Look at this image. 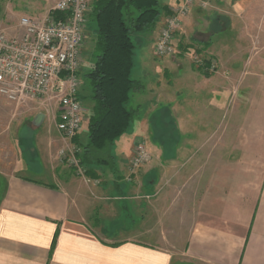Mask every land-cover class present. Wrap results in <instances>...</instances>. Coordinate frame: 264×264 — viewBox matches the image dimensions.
Instances as JSON below:
<instances>
[{
  "label": "crops",
  "instance_id": "0c3cea01",
  "mask_svg": "<svg viewBox=\"0 0 264 264\" xmlns=\"http://www.w3.org/2000/svg\"><path fill=\"white\" fill-rule=\"evenodd\" d=\"M183 1L159 0L157 26L138 34L132 78L142 90L129 105L142 113L111 148L112 164L94 163L86 179L77 176L47 137L38 145L34 128L44 121L12 106L22 119L4 121L17 151L13 171L0 173V264H264V87L257 84L264 0H209V17L196 5L183 20L178 36L218 60L213 75L185 56L154 58ZM26 130L32 135L23 137ZM145 142L153 160L132 172L135 148ZM182 187L187 195H179ZM179 207L193 209L183 247L165 227L184 223L165 214Z\"/></svg>",
  "mask_w": 264,
  "mask_h": 264
},
{
  "label": "built area",
  "instance_id": "2783aa9c",
  "mask_svg": "<svg viewBox=\"0 0 264 264\" xmlns=\"http://www.w3.org/2000/svg\"><path fill=\"white\" fill-rule=\"evenodd\" d=\"M96 0H59L54 8L38 17H22L14 31L0 30V98L17 109L36 105L56 108V129L66 146L59 152L77 176L86 171L73 140L87 123V111L80 99L82 46L85 30ZM195 5L206 0H184L167 19L155 44L157 57L175 55V35ZM55 13L64 15L56 19ZM196 62L198 59H195ZM216 70L212 64L209 72ZM152 161L143 143L136 146L130 164L137 172Z\"/></svg>",
  "mask_w": 264,
  "mask_h": 264
},
{
  "label": "trees",
  "instance_id": "16d2710c",
  "mask_svg": "<svg viewBox=\"0 0 264 264\" xmlns=\"http://www.w3.org/2000/svg\"><path fill=\"white\" fill-rule=\"evenodd\" d=\"M163 12L159 0L94 2L90 17L97 28L93 64L85 74L91 109L86 124L88 141L82 144L80 134L73 140L83 153L78 157L84 168L94 163L112 164L111 148L137 114L129 108L131 94L142 90L132 78L136 50L132 36L151 33ZM55 18L63 19L64 15L55 13Z\"/></svg>",
  "mask_w": 264,
  "mask_h": 264
},
{
  "label": "rangeland",
  "instance_id": "374dc122",
  "mask_svg": "<svg viewBox=\"0 0 264 264\" xmlns=\"http://www.w3.org/2000/svg\"><path fill=\"white\" fill-rule=\"evenodd\" d=\"M59 0H0V30H8L9 32L14 31V28L16 27L18 21L25 16L28 17H38L41 15H44L46 12L50 11L52 8H54L56 6V4L58 3ZM209 2V0H206ZM210 3V2H209ZM196 7V5H195ZM197 9L200 12V14L204 17H209L207 16L209 14L208 10L210 9L211 6H208L206 8H202L199 5H197ZM207 13V14H205ZM182 28V27H181ZM181 28L180 30L176 33L175 35V45H176V53L175 55L169 56V57H157L156 54L154 55V58L157 61H171L179 56H185L191 59V62L193 63V65L195 67L198 68H203L205 71V73L208 74H215L217 72H219V62L218 60L211 56H208L207 54H204V50H201V48L199 47H194V49H188L189 48V42L186 40H183V38L179 37L178 34H180L181 32ZM96 23L90 18L89 22L86 26V30H85V41L84 44L82 46V60H83V67H82V71H81V83H82V87H81V92H80V96H81V101L83 103V107L84 109L87 111V119L88 116L90 114V101L88 99L89 94H90V90L88 88L89 82L85 79V74L90 70L91 65L93 64L92 61V51H93V42H94V38L96 37ZM183 36V35H182ZM138 34H134L132 36L133 41L137 44V38ZM193 42H191L192 44ZM190 44V45H191ZM207 44V43H206ZM188 47V48H187ZM196 48V49H195ZM258 51H262V49H259ZM155 53V52H154ZM140 55V50L139 48H137L135 50V57H134V61L135 64L138 63V58ZM195 59H198V61L202 62H196ZM205 59H207V63L205 62ZM212 64H215L216 66V70L214 72H209L210 68L212 66ZM207 67V68H206ZM257 67H259L260 69V74H263L264 77V65H257ZM134 76H135V72H134ZM133 76V77H134ZM262 77L261 80L257 81V84L259 83V88L262 89L264 86V78ZM166 80H170L169 79V75L165 76V80H164V84H166ZM236 84V83H235ZM235 86V85H234ZM166 87V86H165ZM233 95H235L237 92L234 88L233 91ZM245 98V97H244ZM259 98H263V96L261 95ZM229 109H234L233 104H232V100L229 101ZM13 105H10L7 101H5L4 99L0 98V173H10L13 171L14 169V162H15V158H16V148H15V141L17 142V137H15V141L14 138H9L7 136H5V134H3L4 130H5V123L4 121H6L7 119H11V120H15L18 121L21 118L20 117V113H13L14 112V107H12ZM129 108L131 110H135L131 105H129ZM11 110V112H10ZM13 110V111H12ZM19 110H28L25 113L29 114V115H33L34 119L36 120V122L38 123L39 121L43 122V124H41L40 126H36L34 129L37 130L38 134H37V142L39 141V146H40V142L43 139V137H47L46 139L49 141L50 146H51V150L53 152V154H56L58 159L60 160L59 157V152L65 148L66 144L65 142H61L62 139L60 137V135L57 133V129H56V123L58 121V114H57V109L53 107V109H49V107H47L46 105L42 106H34L32 108L29 109H19ZM142 112L137 111V114L141 115ZM26 114V115H27ZM245 114V108H242V116H244ZM228 115V114H227ZM40 116H43V118H39ZM43 119V120H42ZM84 130H82L81 132V142L83 144H85L87 142V125L84 128ZM32 135L30 131L26 130L23 133V137L24 136H28V135ZM8 135V134H6ZM137 137L143 138L141 135H137ZM19 140V139H18ZM145 149L146 151L149 153L151 159L153 160V157L151 155V149H152V145L148 142H145ZM42 147V146H40ZM215 147L216 144H213L211 151L215 152ZM31 156V151H30V155L28 156L27 153H24V157L25 160L27 161ZM34 161V160H33ZM32 161V162H33ZM152 162V161H151ZM151 162L146 165V167H148ZM203 161H199V163ZM214 162V161H213ZM228 162L231 164L232 162H235L231 159L228 160ZM240 162V161H238ZM245 165L247 163H249L248 160L244 161ZM65 166L68 167V165L66 163H64ZM229 164V165H230ZM145 167V168H146ZM68 169L71 170V168L68 167ZM22 176L28 177V178H32V179H38L35 175L30 174L27 172V170L21 171L20 172ZM41 180H44L42 178H40ZM187 176H184V181L183 183L187 182ZM181 192H180V196H182V194L187 195V188L182 187L181 188ZM186 189V190H183ZM177 195V194H176ZM177 198V197H175ZM170 199V198H169ZM171 200H169L168 202V206L170 204ZM189 212L188 214H191V212H193V209H188L185 207H179L176 210L173 211L172 208L170 209H166L165 210V214L168 213V218L167 220L171 221L173 218L170 216L172 213L174 214V217L180 216L181 218H178L179 220H184V223H167L166 224V228L169 231V233L171 235L176 236L177 238H175L173 240V243L178 244L180 247H183L185 244V240L183 239V235L186 232V230L192 225V223L186 222L189 221L190 217L187 216L185 213ZM170 213V214H169ZM169 234V235H170Z\"/></svg>",
  "mask_w": 264,
  "mask_h": 264
},
{
  "label": "water",
  "instance_id": "95a60500",
  "mask_svg": "<svg viewBox=\"0 0 264 264\" xmlns=\"http://www.w3.org/2000/svg\"><path fill=\"white\" fill-rule=\"evenodd\" d=\"M39 118L41 119V118H43V116H40Z\"/></svg>",
  "mask_w": 264,
  "mask_h": 264
}]
</instances>
